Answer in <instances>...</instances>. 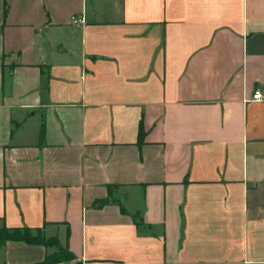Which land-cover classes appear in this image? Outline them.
<instances>
[{
    "label": "crops",
    "instance_id": "crops-1",
    "mask_svg": "<svg viewBox=\"0 0 264 264\" xmlns=\"http://www.w3.org/2000/svg\"><path fill=\"white\" fill-rule=\"evenodd\" d=\"M256 90L264 0H0V264H264Z\"/></svg>",
    "mask_w": 264,
    "mask_h": 264
},
{
    "label": "trees",
    "instance_id": "trees-1",
    "mask_svg": "<svg viewBox=\"0 0 264 264\" xmlns=\"http://www.w3.org/2000/svg\"><path fill=\"white\" fill-rule=\"evenodd\" d=\"M108 199H101L95 201V207H101L106 204ZM124 211L125 209L122 208ZM138 224L139 222L136 221ZM17 240L25 241L28 243L44 244V245H55L56 241L54 239L45 238L42 235L41 230H38V234H34L33 230L29 227H16L9 228L7 226L0 227V250L5 246L7 241ZM74 254L67 248H58V251L54 253L47 254L45 259L38 264H60L72 261L74 259ZM78 263V262H76Z\"/></svg>",
    "mask_w": 264,
    "mask_h": 264
},
{
    "label": "built area",
    "instance_id": "built-area-1",
    "mask_svg": "<svg viewBox=\"0 0 264 264\" xmlns=\"http://www.w3.org/2000/svg\"><path fill=\"white\" fill-rule=\"evenodd\" d=\"M84 21V18L83 17H80V16H73L72 17V22L74 23H81ZM264 98V95H263V92L261 90H256L253 94V100H257V101H260Z\"/></svg>",
    "mask_w": 264,
    "mask_h": 264
}]
</instances>
